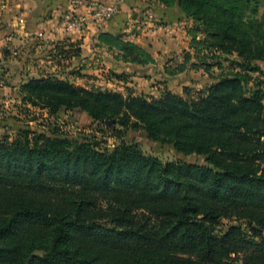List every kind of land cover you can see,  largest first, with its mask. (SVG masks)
Listing matches in <instances>:
<instances>
[{"label": "trees", "instance_id": "trees-1", "mask_svg": "<svg viewBox=\"0 0 264 264\" xmlns=\"http://www.w3.org/2000/svg\"><path fill=\"white\" fill-rule=\"evenodd\" d=\"M157 1L193 21L192 55L210 57L206 71L232 55L235 72L188 98L87 89L55 75L23 81L24 107L118 121V143L100 148L93 136L77 140L17 118L13 137H0V264H264L260 0ZM105 37L124 58L150 61L139 46ZM129 129L204 161L163 162L124 142ZM222 219L247 225L218 229Z\"/></svg>", "mask_w": 264, "mask_h": 264}, {"label": "crops", "instance_id": "crops-1", "mask_svg": "<svg viewBox=\"0 0 264 264\" xmlns=\"http://www.w3.org/2000/svg\"><path fill=\"white\" fill-rule=\"evenodd\" d=\"M73 1L0 0V68H3L0 100L4 94L15 95L19 83L27 78L64 76L63 72L74 65L75 69L81 68L85 75L81 78L88 83L103 80L108 85V73L112 70V76L114 73L121 75V79L112 83L123 87H127L130 79L141 76L142 70L148 67L154 78L160 76L162 78L157 79L164 82L158 85L159 95L166 90L184 91V88L173 90L172 81L188 70L192 75L191 60L185 57L192 55L191 36L187 30L193 21L186 18L177 5L166 7L157 0H120L112 19L90 20L85 27L66 29L63 15L67 11L74 8L79 16H89L88 7L75 5ZM105 35L139 46L149 55L150 61L138 63L124 58L123 50ZM180 52L184 53V59L180 61V57H175V65L168 66L164 58ZM180 63L186 64L183 71L175 68ZM196 79L189 77L191 86L196 84L202 88L209 84L206 76L199 77V81ZM6 80L10 84L5 83ZM184 85L185 82L181 83ZM128 89L131 93L143 94Z\"/></svg>", "mask_w": 264, "mask_h": 264}, {"label": "rangeland", "instance_id": "rangeland-1", "mask_svg": "<svg viewBox=\"0 0 264 264\" xmlns=\"http://www.w3.org/2000/svg\"><path fill=\"white\" fill-rule=\"evenodd\" d=\"M263 7H264V0H260L259 13L264 12V10L262 9ZM194 26H195L194 23H192L189 29ZM187 34L190 36L188 30H187ZM196 36L199 37L200 32H196ZM178 55H174V56L170 55L168 57H165L164 60H166V64H168V66H174L175 57L177 58L180 57L181 58L180 61L184 59L185 55L183 52L178 53ZM205 56L208 55L200 54L196 56L193 54L191 55V58L188 56L185 57V59L188 58L189 60H191V62H196V67L192 68L193 69L192 75L193 74L194 75L192 77V75L188 74L190 73V70H188L185 74H182L181 77L174 78V80L172 81L173 90H180L183 88H187L188 90L185 92L183 91L182 93L173 92L174 94L184 96L185 98H188L189 96H195V93L197 92V90L200 89V87L199 85L196 84L191 86L190 83L188 82L189 77L191 80L193 78H197L195 81H199V77L206 76L208 83H212L218 76H220V74L224 76H229L235 72L234 70L236 69V64L234 62V57L232 55L223 56V59L221 60V66H222L221 70L215 66L213 69L208 71L204 69L203 62L209 63L211 59L210 57H207V59H205ZM261 66H264V62L261 63ZM75 68L76 65L72 66V68L63 72V74L65 73L64 76L55 75V77L69 80L72 84L87 89H95V88L110 89L113 91H118L123 95L128 94L130 91L128 88H130L133 91L135 90L137 92H142L143 93L142 95L148 98L157 97L159 95L157 91V88H159L158 85L159 84L162 85V83H164L162 82V80L157 79L162 77L159 76L154 78L155 75L152 76L153 71H150L148 67L142 70L141 76H137L130 79L127 82V87L113 84L112 82H114L113 80H115V78H113V80L110 78L108 85L103 80H100V82L98 83L97 82L88 83L85 79L83 80L81 78L85 76L82 74L81 68L80 69H75ZM175 68L177 67L175 66ZM2 69L3 68H0V73ZM110 71L112 70H109L108 76L111 75ZM250 75L253 77L258 76L257 73H250ZM184 82L186 83V85L181 86V83ZM5 83L10 84V81L8 82L6 80ZM20 84L21 83H19V85ZM25 106L26 107L22 105L20 86L18 87L15 95L13 93H7L1 97L0 127L2 129L0 130V137L4 134H8L9 136L13 137V135L15 134V126L19 122L17 118L20 116L21 118L27 117V119L37 118V121H31L30 125L36 126V124L40 122L43 125L49 126V128L61 130L60 132L67 133L69 136L77 140H81L84 138L91 139L93 136V138L97 140L100 148L111 149L114 145L118 143V141L114 137L115 133L113 130L114 128H118L119 126L118 121L116 122H114L113 120H105L102 122L93 121L86 112L80 110L65 111L63 109H60L57 113L53 115H48L45 109H40L39 107L32 106L30 104H25ZM20 108H29L31 112L30 111L28 112ZM122 140L128 144H133L138 146L145 154L155 156L163 162L181 160L188 162L203 163L204 161L203 157L201 156L195 154L185 155L175 151V149L171 144L150 140L147 137L145 131L142 129H129L128 131H125L122 135ZM230 223L233 224L237 223L241 225L243 228H246L247 225L246 222L244 221L235 222L234 220L222 219L221 223L217 226V228L225 229V227Z\"/></svg>", "mask_w": 264, "mask_h": 264}, {"label": "built area", "instance_id": "built-area-1", "mask_svg": "<svg viewBox=\"0 0 264 264\" xmlns=\"http://www.w3.org/2000/svg\"><path fill=\"white\" fill-rule=\"evenodd\" d=\"M75 5H84L89 8V16L81 17L74 8L63 15V24L66 29L85 27L90 20H110L118 11L120 0H74Z\"/></svg>", "mask_w": 264, "mask_h": 264}]
</instances>
